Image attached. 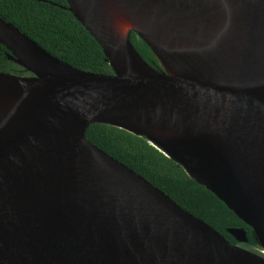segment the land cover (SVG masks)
<instances>
[{
	"label": "water",
	"instance_id": "obj_1",
	"mask_svg": "<svg viewBox=\"0 0 264 264\" xmlns=\"http://www.w3.org/2000/svg\"><path fill=\"white\" fill-rule=\"evenodd\" d=\"M66 1L113 73L60 60L0 16V44L28 73L0 71V264H264V0ZM93 124L145 137L261 251L93 144Z\"/></svg>",
	"mask_w": 264,
	"mask_h": 264
},
{
	"label": "trees",
	"instance_id": "obj_2",
	"mask_svg": "<svg viewBox=\"0 0 264 264\" xmlns=\"http://www.w3.org/2000/svg\"><path fill=\"white\" fill-rule=\"evenodd\" d=\"M67 5L66 0H0V16L60 60L81 70L112 74L102 47L64 8ZM131 40L149 63L161 69L141 37L132 32ZM7 64V49L0 44V71H7ZM87 138L166 192L181 207L212 225L230 242L238 243L228 229L244 227L250 239L244 245L251 248L258 246L251 227L145 137L115 126L93 124L88 129Z\"/></svg>",
	"mask_w": 264,
	"mask_h": 264
},
{
	"label": "rangeland",
	"instance_id": "obj_3",
	"mask_svg": "<svg viewBox=\"0 0 264 264\" xmlns=\"http://www.w3.org/2000/svg\"><path fill=\"white\" fill-rule=\"evenodd\" d=\"M7 67H8L9 72H13V73H17V74H23V75L28 74L20 66H18L16 63H14L12 61L7 65ZM247 248H251V247H247ZM252 250H254L256 252L261 251L259 247H254V249H252Z\"/></svg>",
	"mask_w": 264,
	"mask_h": 264
},
{
	"label": "flooded vegetation",
	"instance_id": "obj_4",
	"mask_svg": "<svg viewBox=\"0 0 264 264\" xmlns=\"http://www.w3.org/2000/svg\"><path fill=\"white\" fill-rule=\"evenodd\" d=\"M7 53H8V51H7ZM7 58H8V55H7ZM10 62H11V60H9V58H8V64H9ZM12 62H13V61H12ZM8 64H7V65H8ZM7 71H8V70H7Z\"/></svg>",
	"mask_w": 264,
	"mask_h": 264
}]
</instances>
